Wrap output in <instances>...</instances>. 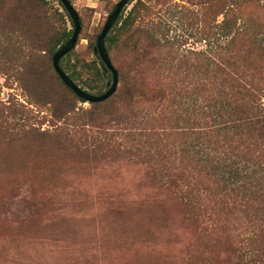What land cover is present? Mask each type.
Instances as JSON below:
<instances>
[{
    "label": "rangeland",
    "instance_id": "374dc122",
    "mask_svg": "<svg viewBox=\"0 0 264 264\" xmlns=\"http://www.w3.org/2000/svg\"><path fill=\"white\" fill-rule=\"evenodd\" d=\"M119 1L69 0L81 32L60 66L93 95L112 82L95 48ZM212 1L131 0L105 40L118 88L89 104L52 68L74 28L60 1L0 0V264H264V171L235 151L216 185L190 186L205 195L191 213L154 172L221 171L209 138L144 130L178 117L183 128L204 121L199 105L157 99L149 83H202L216 70L211 56L235 54L227 60L244 71L250 60L264 64V0H231L226 14ZM127 19L137 30L130 37ZM167 144L175 150L163 151ZM235 198L236 208L224 205Z\"/></svg>",
    "mask_w": 264,
    "mask_h": 264
},
{
    "label": "trees",
    "instance_id": "16d2710c",
    "mask_svg": "<svg viewBox=\"0 0 264 264\" xmlns=\"http://www.w3.org/2000/svg\"><path fill=\"white\" fill-rule=\"evenodd\" d=\"M213 1L216 2L220 14H226L233 6L230 3L231 0ZM136 8L135 6L131 13H136ZM128 23L129 20L127 19L123 24V28L125 30L127 29L130 37L131 27L126 28V26L130 25ZM136 32L137 30L131 32V36L135 35ZM73 33L74 28L70 34L73 35ZM236 33H233L235 38L238 35ZM72 35L66 34L61 39V43L64 45ZM132 47L134 50L138 49L137 39L132 41ZM233 55L235 54L228 57L234 60ZM229 58L223 57L222 55L209 57L208 61L216 67V70L209 74L206 73L204 76L206 78L202 83H191L192 87H186L184 89L183 86H179L178 82L175 81L168 83V88H159L157 85L150 83L147 85L148 90L159 89L155 94V98L157 99L164 98L166 100L171 98L174 103L182 99V102H192L193 105H199L203 111L204 121L199 128L192 127L190 129L189 127H181L186 122L179 117L176 120L172 119L169 122H165L161 126L157 125L159 122L155 124L149 123V127L144 128L147 132L163 129L175 135L190 130L199 132L201 136L209 138L212 147H209L208 153L213 155L212 161L215 164L214 169L221 171L217 173L204 171L201 174L199 170L194 168L186 169L185 167L177 168L175 166L174 168H157L154 172V175L158 179L160 177L164 178L165 184L181 196L185 207L191 213H197L203 207L205 195L200 190H191L190 186H194L197 182H209L216 185L218 178L224 174L227 161L230 162L235 159V151L241 158H244L248 167L261 168L264 171V64L258 66L260 67L258 69L253 61L250 60L249 62L246 57L247 67L249 62L251 68H248L249 70L246 71L238 70L235 67L236 63L232 64V62H229ZM217 60L221 61L218 63ZM258 62L260 63V60ZM69 76L72 79V76ZM63 86L75 96L69 88L64 84ZM131 86L132 84L130 85L126 82L127 90L131 89L132 91L133 87ZM181 94L182 96L186 94L187 97L182 98ZM81 101L83 102V100ZM67 112L70 113V110ZM245 131L250 132L248 139L244 137ZM196 146L203 148L205 144L199 142ZM170 147L175 150L176 144L165 145L163 151L169 150L166 148ZM194 155L196 153L192 154V156ZM197 155H199L198 152ZM262 179L264 185V176ZM239 203L240 200L235 198L233 201H229V203H224V205L228 208H236ZM204 219L210 222L209 224H215L219 221L220 216H213L212 218L204 216Z\"/></svg>",
    "mask_w": 264,
    "mask_h": 264
},
{
    "label": "water",
    "instance_id": "95a60500",
    "mask_svg": "<svg viewBox=\"0 0 264 264\" xmlns=\"http://www.w3.org/2000/svg\"><path fill=\"white\" fill-rule=\"evenodd\" d=\"M66 12L68 13L73 27L74 33L72 37L62 46L52 57V66L55 73L59 76L63 84L69 88L77 98L83 100L85 103L89 104H99L110 99L116 92L119 85V76L117 70L113 67L111 60L107 54L105 40L113 29L115 24L118 22L123 10L129 5L131 0H120L111 14L108 16L107 21L97 38L95 53L99 56L103 66L106 70L111 73L112 82L108 91L102 95H93L87 91L81 89L79 86L73 82V80L62 70L60 66L61 60L66 57L76 46L79 34L81 32V22L79 15L69 0H59Z\"/></svg>",
    "mask_w": 264,
    "mask_h": 264
}]
</instances>
